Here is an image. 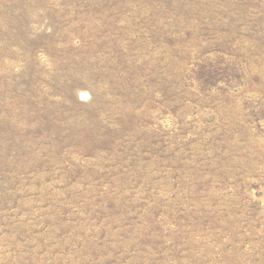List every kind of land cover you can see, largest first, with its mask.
I'll return each instance as SVG.
<instances>
[{"label":"rangeland","instance_id":"rangeland-1","mask_svg":"<svg viewBox=\"0 0 264 264\" xmlns=\"http://www.w3.org/2000/svg\"><path fill=\"white\" fill-rule=\"evenodd\" d=\"M0 264H264V0H0Z\"/></svg>","mask_w":264,"mask_h":264}]
</instances>
